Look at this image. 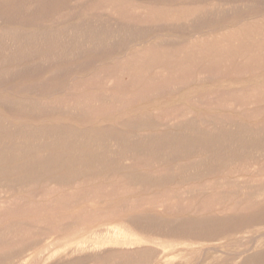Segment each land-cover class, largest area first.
I'll list each match as a JSON object with an SVG mask.
<instances>
[{"label":"bare ground","instance_id":"bare-ground-1","mask_svg":"<svg viewBox=\"0 0 264 264\" xmlns=\"http://www.w3.org/2000/svg\"><path fill=\"white\" fill-rule=\"evenodd\" d=\"M201 1L75 0L71 5L81 22H191L198 35L129 49L114 69L103 65L73 77L60 87L65 95L57 100L16 104L0 114L14 140L0 143V264H180L185 251L202 242H209L201 251L212 252L211 264H264V0L190 6ZM32 2V14L13 16L29 20L36 11L39 21L69 13L67 0ZM232 2L236 7H226ZM1 12L9 16L14 9L0 6ZM230 15L234 21L226 24ZM111 38L108 44L114 45ZM63 43L57 48L63 50ZM5 45L15 49L13 40ZM21 56L13 51L0 61ZM244 76L252 83L223 84L194 95L188 90L194 108L177 103L133 119L99 116L124 111L144 96H178L195 80L237 83ZM48 107L99 114V125H35L32 119ZM23 117L32 132L16 124ZM167 213L171 216L160 217ZM234 235L241 248L215 244ZM22 243L28 246L19 247ZM216 252L221 255L214 260Z\"/></svg>","mask_w":264,"mask_h":264},{"label":"rangeland","instance_id":"rangeland-1","mask_svg":"<svg viewBox=\"0 0 264 264\" xmlns=\"http://www.w3.org/2000/svg\"><path fill=\"white\" fill-rule=\"evenodd\" d=\"M11 1L12 0H2V1L0 0L1 2L0 6L2 7L12 6L14 9V12L7 14L9 16H4V14H2L6 12H1L0 14V30H1L0 31V55L6 56L7 53L15 51V52H23L24 56H21L22 58L20 57V59H17L11 62H5L4 64L2 63L3 61H0V114L1 113L6 114L8 111H13L16 109L18 104L22 105L23 103L24 104L25 103L35 104L36 103L37 105L41 103L40 105H46L45 103H43V101L49 102L51 100H57L60 96H62V94L65 95V92H58V91L60 87L65 86L69 81L72 80L73 77L84 76L93 70H98L99 67L103 65H105V67L107 68L109 67V69L111 70L114 69L118 64V61H120V58L123 57L124 54L129 49L142 48L150 44L156 45V43L158 45L159 43L160 45L161 44L165 45L166 43L170 44L171 41L188 39L191 36H192L191 38L193 39L198 35V34H194L195 32L194 29L195 30L199 29L197 25L196 27L191 26L193 25L191 22L189 23L185 22L184 24L182 23L175 24L177 25L178 28L175 25H160V24L148 26V25H136L134 23H126L123 25L122 24L118 25V24H108L106 22L103 23V22H94V21L92 22L82 21L81 22L80 20L76 19V16L78 15L70 11L71 5L72 7L75 5V0H67L66 4H64L67 7V11L69 13H66L63 18H58V19L55 18L56 20L54 18L48 19V20L40 19L38 21V19L34 18L36 14V11H35L34 14L32 15L33 16L32 19L18 20L13 15L16 16V15H20L23 13L32 14L33 8H36V7L32 6V3H33L32 0H16V1L14 0L15 2L13 1V3H10ZM180 1L185 2L186 0H180ZM204 4H208V0L207 1L202 0L201 2H195L194 4H190V6L192 8H200L204 6ZM219 4H222V3H219ZM234 4L237 5V2H232L231 5L228 4L226 5V7L227 6H231L232 8L233 6L236 7ZM216 6H218V2ZM223 6L225 5L223 4ZM19 10H20V13H19ZM228 17L225 19V23L226 24L233 23L232 21L234 20L232 19L231 15L229 18ZM84 19H87V17H84ZM101 23H103L104 25ZM192 27L193 29H191ZM214 27H217L216 23L213 25H206L204 27H201L200 29H202V31H206L209 28H214ZM115 28L117 29V32ZM204 33H202V35H205ZM18 35L20 37H18ZM59 36H61L62 38ZM78 36H79V40H78ZM110 37H112L111 40L114 42L115 46L108 44ZM103 38L104 40H102ZM11 40H13L15 43V49L13 51H8V49H10V46L5 45V43H7V41L10 42ZM58 42L59 43L64 42L63 43L64 45L66 42V45L64 47L65 49L63 48L62 50V48L61 49L57 48L59 44ZM75 45L76 47H78L77 52L74 51ZM50 46L51 48H49ZM56 49L58 50V52L60 50V52L58 53ZM52 52L54 53L52 54ZM56 53H57V56L59 57L55 55ZM53 56H55V58ZM243 78H244V81H241L243 80L241 79L239 82L237 81V83L230 82V81L204 82L202 80H195L196 82L194 81L192 85L185 87L184 89H181L180 93L177 94L178 96L176 95H174L173 97L170 96L171 98H169V94L156 95V97L158 96L157 98L153 97L155 95L144 96L145 99L142 97V99L140 98L141 100H139V98L137 100H134L140 103H136L133 101L132 104H129L128 106L126 105V107H124L123 109L124 111H118V112L114 111L111 113H107L106 115H99V114L95 115V113H91L92 115L91 114L88 115L89 112H86V115H85L83 111L79 113L78 111L76 112L74 110L73 112L72 109L71 111L70 109L63 110L64 108H61V109L56 108L54 110L53 107H48V109H50L49 111L47 109L44 115L42 116L40 115L38 117H36L37 116L36 115L35 119H32V120H34L33 123L35 125H40L42 123H51V122L59 123V124L70 123V124L76 125V123H78V125H84V124L85 125L87 124L99 125V121L95 120V117L98 115L103 116V117H108V118H111V120L116 121V120H122L123 118L133 119L135 115L138 116L139 113L141 114L145 113L143 111L151 112L154 108L159 109V108L172 107V106L177 105V103L183 104L187 107L189 106L191 108H194L193 104L190 103V100H189L190 94L187 92L188 90L189 92H193L192 95H194L195 92H197L196 94H198V93H201L211 88L213 89V88L221 87V85L222 87H224L223 84H225V87H235V86L239 87V86H244V85L252 83V81L246 78L245 76ZM54 81H57V82H54ZM248 81L249 83H247ZM52 89L54 91L53 93L51 92ZM35 90L38 92H36ZM186 92L188 94H186ZM139 109H142V110H139ZM1 120L2 119L0 118V121ZM15 122L18 125H22L23 129H25L24 131H26L27 133H30V131L33 130L34 128L32 126L30 127L26 126L29 124L26 117H23L22 119H19V120H15ZM1 123H2L3 129L1 130L2 133H0V143L7 146L8 144H11L14 141L8 135V132L11 131L10 129L12 127L7 126V124L3 120ZM116 127H119L122 129L128 128V126L126 125L124 126V124H123V127L120 126V124L117 125ZM29 138L31 140L34 139L32 137H29ZM21 139L22 138H19L18 140H21ZM41 140L42 139L36 140L35 143L37 141H39L37 143H42L43 140L42 141ZM50 140H53V138H51ZM42 182L43 180L37 181L36 183L37 186H40ZM167 186H172V185H167ZM32 200L35 201L34 198H32ZM161 215L164 217L171 216L170 213L160 214V217ZM234 236L235 237L230 239L229 241L220 240V241H216L215 244L223 250L225 249H229V250L235 249L236 250V248L238 247V241H237L238 235H234ZM14 244H16V242H13V245ZM33 244H36V243H33ZM205 244H206L205 242H202V243L191 246V248L185 251V255L183 256L180 264H192V263L193 264H211L212 263L211 259L213 257L212 252L207 251L208 253H206L204 249H203L204 252L201 251L202 246L203 248H205L209 244V242H207L206 245ZM19 245H18L19 247H23L25 244L22 243ZM25 246H28V245H25ZM238 248H241V246ZM196 255H199V256H196ZM205 255L208 256L207 259L205 258ZM220 255L221 254L219 252H216L214 260H217Z\"/></svg>","mask_w":264,"mask_h":264}]
</instances>
